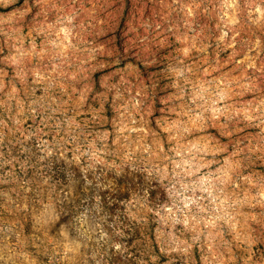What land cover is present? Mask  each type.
Segmentation results:
<instances>
[{"label":"rangeland","instance_id":"obj_1","mask_svg":"<svg viewBox=\"0 0 264 264\" xmlns=\"http://www.w3.org/2000/svg\"><path fill=\"white\" fill-rule=\"evenodd\" d=\"M0 264H264V0H0Z\"/></svg>","mask_w":264,"mask_h":264}]
</instances>
